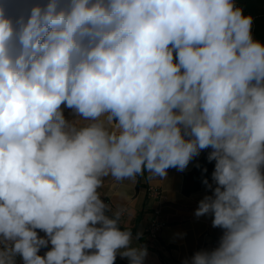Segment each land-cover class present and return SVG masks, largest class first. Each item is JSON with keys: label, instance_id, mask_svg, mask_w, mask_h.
Instances as JSON below:
<instances>
[{"label": "clouds", "instance_id": "9594fccd", "mask_svg": "<svg viewBox=\"0 0 264 264\" xmlns=\"http://www.w3.org/2000/svg\"><path fill=\"white\" fill-rule=\"evenodd\" d=\"M7 3L0 264L118 254L144 264L124 210L102 199L105 179H165L209 148L211 194L195 215L224 231L184 264H264V43L253 18L234 0H27L16 15Z\"/></svg>", "mask_w": 264, "mask_h": 264}, {"label": "crops", "instance_id": "0c3cea01", "mask_svg": "<svg viewBox=\"0 0 264 264\" xmlns=\"http://www.w3.org/2000/svg\"><path fill=\"white\" fill-rule=\"evenodd\" d=\"M26 2L27 0H8V13L16 15L26 6ZM64 111L65 115L69 116L71 110ZM206 150H202L194 157L185 170L168 169L165 179L148 180V174L145 173V176L137 178L135 186L129 181H124L116 188L112 187L115 182L111 178L105 179V185L100 189L102 199L109 204L111 212H115L118 208L124 210L120 226L134 231L133 246L147 249L144 264H184L197 251H211L209 248L212 241L220 239L223 235V229L212 226L211 215L201 217L195 215L200 200L205 195H210L211 191L204 186L190 195L182 193L183 174L192 169ZM209 183H212V178ZM149 186L161 190L164 196L161 204L148 197ZM117 192L123 195H115ZM157 207L160 209L159 218L166 225L161 228L157 238H153L145 235L144 232L153 210ZM37 231L39 236H45L42 231ZM137 234H139L138 238ZM51 247L50 243L47 247H42L39 254L43 256ZM117 258L129 264L127 258L119 254Z\"/></svg>", "mask_w": 264, "mask_h": 264}, {"label": "trees", "instance_id": "16d2710c", "mask_svg": "<svg viewBox=\"0 0 264 264\" xmlns=\"http://www.w3.org/2000/svg\"><path fill=\"white\" fill-rule=\"evenodd\" d=\"M237 7L243 9L244 15H250L253 18L252 35L253 38L261 43H264V0H234ZM211 149L204 151L205 153L200 157L192 169L183 174L182 193L190 195L193 192L204 187L203 181H208L212 178L215 161L207 159ZM206 169V171H205ZM110 214V213H109ZM111 215V214H110ZM122 229H127L121 226ZM132 234L134 233L133 230ZM41 255V254H40ZM42 256V255H41ZM17 264L22 263L20 257L16 258ZM115 264H126L124 261L116 257Z\"/></svg>", "mask_w": 264, "mask_h": 264}, {"label": "built area", "instance_id": "2783aa9c", "mask_svg": "<svg viewBox=\"0 0 264 264\" xmlns=\"http://www.w3.org/2000/svg\"><path fill=\"white\" fill-rule=\"evenodd\" d=\"M148 191V197L155 200L157 203L161 204L163 202L164 196L162 195V192L159 188L149 186L147 188ZM160 215V209L159 207L155 208L152 212V217L149 221V224L144 232L145 235L157 238L159 231L161 230L162 227H164L166 224L164 223L163 220L159 218ZM220 242V239L212 241L210 244L211 250L214 248L218 247ZM22 264V263H20Z\"/></svg>", "mask_w": 264, "mask_h": 264}]
</instances>
